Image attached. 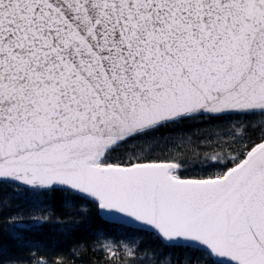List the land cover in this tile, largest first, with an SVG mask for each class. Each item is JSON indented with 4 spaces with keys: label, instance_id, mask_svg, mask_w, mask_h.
<instances>
[{
    "label": "snow or ice",
    "instance_id": "snow-or-ice-1",
    "mask_svg": "<svg viewBox=\"0 0 264 264\" xmlns=\"http://www.w3.org/2000/svg\"><path fill=\"white\" fill-rule=\"evenodd\" d=\"M46 227L91 233L71 264H264V0H0V264H70Z\"/></svg>",
    "mask_w": 264,
    "mask_h": 264
},
{
    "label": "trees",
    "instance_id": "trees-1",
    "mask_svg": "<svg viewBox=\"0 0 264 264\" xmlns=\"http://www.w3.org/2000/svg\"><path fill=\"white\" fill-rule=\"evenodd\" d=\"M6 199H10L11 193L5 194ZM60 212H57V215H60ZM35 239L39 242V247L42 251L36 253V255H46L48 258H51L54 254H62L65 259L70 260L71 264V252L69 251L76 243H87L91 240V233L81 231L72 236H61L57 229L46 227L42 233L37 235ZM5 254L6 255H22L25 258L29 255L27 250L22 253L16 252L13 245L10 243L5 244ZM46 250V251H44ZM102 257L99 253L93 254L90 251L81 253L74 264H100Z\"/></svg>",
    "mask_w": 264,
    "mask_h": 264
}]
</instances>
